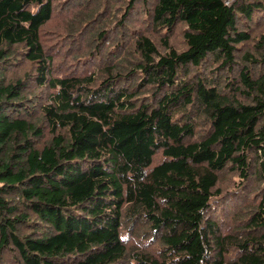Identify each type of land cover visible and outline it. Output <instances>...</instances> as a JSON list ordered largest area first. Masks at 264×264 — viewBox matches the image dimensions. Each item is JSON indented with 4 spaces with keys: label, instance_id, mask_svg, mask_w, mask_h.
Masks as SVG:
<instances>
[{
    "label": "trees",
    "instance_id": "16d2710c",
    "mask_svg": "<svg viewBox=\"0 0 264 264\" xmlns=\"http://www.w3.org/2000/svg\"><path fill=\"white\" fill-rule=\"evenodd\" d=\"M0 264H264V0H0Z\"/></svg>",
    "mask_w": 264,
    "mask_h": 264
}]
</instances>
